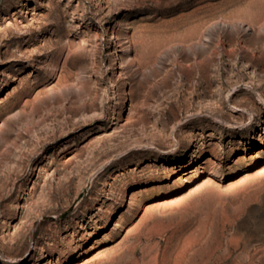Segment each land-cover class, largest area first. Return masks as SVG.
Instances as JSON below:
<instances>
[{
  "label": "rangeland",
  "instance_id": "374dc122",
  "mask_svg": "<svg viewBox=\"0 0 264 264\" xmlns=\"http://www.w3.org/2000/svg\"><path fill=\"white\" fill-rule=\"evenodd\" d=\"M0 264H264V0H0Z\"/></svg>",
  "mask_w": 264,
  "mask_h": 264
}]
</instances>
